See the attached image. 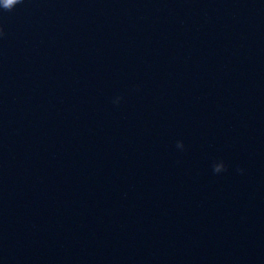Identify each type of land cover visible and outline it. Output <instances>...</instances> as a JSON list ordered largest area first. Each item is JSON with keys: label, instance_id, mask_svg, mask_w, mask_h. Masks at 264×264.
Segmentation results:
<instances>
[{"label": "water", "instance_id": "1", "mask_svg": "<svg viewBox=\"0 0 264 264\" xmlns=\"http://www.w3.org/2000/svg\"><path fill=\"white\" fill-rule=\"evenodd\" d=\"M0 264H264V0L0 9Z\"/></svg>", "mask_w": 264, "mask_h": 264}, {"label": "clouds", "instance_id": "2", "mask_svg": "<svg viewBox=\"0 0 264 264\" xmlns=\"http://www.w3.org/2000/svg\"><path fill=\"white\" fill-rule=\"evenodd\" d=\"M22 0H0V9H3L5 11H11L15 5H17L18 3H21ZM119 97L116 98V100L114 101V103H118L119 102ZM177 148L183 149V143L180 141H177L176 144ZM225 170V165L223 164V162H219V163H215L213 165V172L214 173H220L222 171ZM238 171H243L242 169H238Z\"/></svg>", "mask_w": 264, "mask_h": 264}]
</instances>
